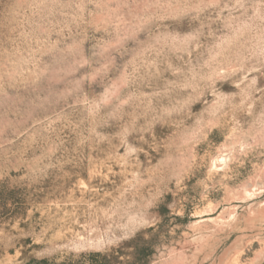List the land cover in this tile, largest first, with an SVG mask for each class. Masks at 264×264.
Here are the masks:
<instances>
[{
	"label": "rangeland",
	"instance_id": "rangeland-1",
	"mask_svg": "<svg viewBox=\"0 0 264 264\" xmlns=\"http://www.w3.org/2000/svg\"><path fill=\"white\" fill-rule=\"evenodd\" d=\"M62 263L264 264V0H0V264Z\"/></svg>",
	"mask_w": 264,
	"mask_h": 264
},
{
	"label": "trees",
	"instance_id": "trees-1",
	"mask_svg": "<svg viewBox=\"0 0 264 264\" xmlns=\"http://www.w3.org/2000/svg\"><path fill=\"white\" fill-rule=\"evenodd\" d=\"M41 263H44V262H41ZM62 264H64V263H62Z\"/></svg>",
	"mask_w": 264,
	"mask_h": 264
}]
</instances>
